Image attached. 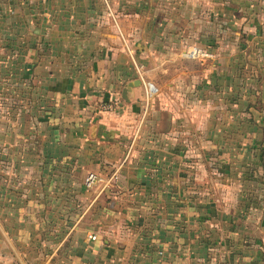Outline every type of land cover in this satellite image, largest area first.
<instances>
[{
	"label": "crops",
	"instance_id": "1",
	"mask_svg": "<svg viewBox=\"0 0 264 264\" xmlns=\"http://www.w3.org/2000/svg\"><path fill=\"white\" fill-rule=\"evenodd\" d=\"M0 98L87 192L39 264H264V0H0Z\"/></svg>",
	"mask_w": 264,
	"mask_h": 264
},
{
	"label": "rangeland",
	"instance_id": "2",
	"mask_svg": "<svg viewBox=\"0 0 264 264\" xmlns=\"http://www.w3.org/2000/svg\"><path fill=\"white\" fill-rule=\"evenodd\" d=\"M2 103L0 98V262L9 259L15 264L29 246L32 263L39 264L54 249L61 234L70 231L87 192L73 188L82 178L72 175L67 165L59 164L52 155H42L43 151L40 154L36 143L24 142L23 136L30 133L23 128L15 126L14 147L6 144V109ZM4 231L11 232V239L2 235ZM38 251L44 252L40 258Z\"/></svg>",
	"mask_w": 264,
	"mask_h": 264
},
{
	"label": "built area",
	"instance_id": "3",
	"mask_svg": "<svg viewBox=\"0 0 264 264\" xmlns=\"http://www.w3.org/2000/svg\"><path fill=\"white\" fill-rule=\"evenodd\" d=\"M188 53L190 56L196 58H209L211 56L208 52L198 48H192V50H190ZM104 107L111 109L112 107H114V105L109 103ZM113 178H115V176H111L108 179H106L99 173L89 172L84 179L85 180L84 183L87 188H92L98 184H101L103 187H108L111 185V181ZM89 238L91 240H95L96 235L95 234L89 235Z\"/></svg>",
	"mask_w": 264,
	"mask_h": 264
}]
</instances>
